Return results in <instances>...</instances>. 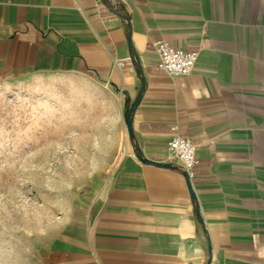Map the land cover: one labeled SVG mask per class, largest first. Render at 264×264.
Masks as SVG:
<instances>
[{"label": "crops", "instance_id": "0c3cea01", "mask_svg": "<svg viewBox=\"0 0 264 264\" xmlns=\"http://www.w3.org/2000/svg\"><path fill=\"white\" fill-rule=\"evenodd\" d=\"M160 41L198 54L191 75L158 69ZM0 69L85 72L119 100V161L42 264H264V0H0Z\"/></svg>", "mask_w": 264, "mask_h": 264}, {"label": "rangeland", "instance_id": "374dc122", "mask_svg": "<svg viewBox=\"0 0 264 264\" xmlns=\"http://www.w3.org/2000/svg\"><path fill=\"white\" fill-rule=\"evenodd\" d=\"M118 97L85 72L0 69V264H42L121 154Z\"/></svg>", "mask_w": 264, "mask_h": 264}, {"label": "built area", "instance_id": "2783aa9c", "mask_svg": "<svg viewBox=\"0 0 264 264\" xmlns=\"http://www.w3.org/2000/svg\"><path fill=\"white\" fill-rule=\"evenodd\" d=\"M156 49L160 56L157 65L159 70L169 76L186 77L191 75L198 58L197 53L175 47L168 41L158 42ZM117 65L123 66V63H117ZM172 132L173 136L168 144L170 157L181 165L192 183L195 178L194 168L198 162V147L190 138L182 136L177 126L172 128Z\"/></svg>", "mask_w": 264, "mask_h": 264}, {"label": "water", "instance_id": "95a60500", "mask_svg": "<svg viewBox=\"0 0 264 264\" xmlns=\"http://www.w3.org/2000/svg\"><path fill=\"white\" fill-rule=\"evenodd\" d=\"M184 175H185V177H186V179H187V181H188V183L190 184V187H191V182H190V180L188 179V176H187V174H186V173H184Z\"/></svg>", "mask_w": 264, "mask_h": 264}]
</instances>
